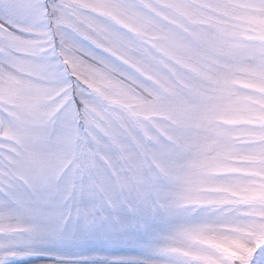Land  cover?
Masks as SVG:
<instances>
[{
    "label": "snow or ice",
    "instance_id": "6c2138e0",
    "mask_svg": "<svg viewBox=\"0 0 264 264\" xmlns=\"http://www.w3.org/2000/svg\"><path fill=\"white\" fill-rule=\"evenodd\" d=\"M0 264H264V0H0Z\"/></svg>",
    "mask_w": 264,
    "mask_h": 264
}]
</instances>
